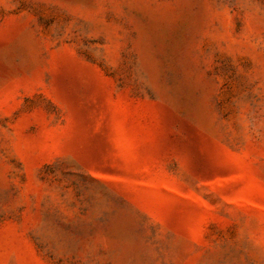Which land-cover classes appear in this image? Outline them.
<instances>
[{"label": "rangeland", "instance_id": "374dc122", "mask_svg": "<svg viewBox=\"0 0 264 264\" xmlns=\"http://www.w3.org/2000/svg\"><path fill=\"white\" fill-rule=\"evenodd\" d=\"M0 264H264V0H0Z\"/></svg>", "mask_w": 264, "mask_h": 264}]
</instances>
